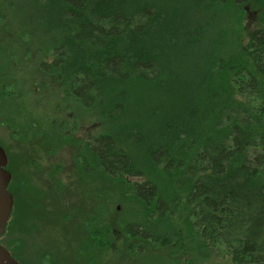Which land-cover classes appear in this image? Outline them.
Listing matches in <instances>:
<instances>
[{
	"label": "trees",
	"instance_id": "1",
	"mask_svg": "<svg viewBox=\"0 0 264 264\" xmlns=\"http://www.w3.org/2000/svg\"><path fill=\"white\" fill-rule=\"evenodd\" d=\"M20 1L37 11L38 39L22 32L14 51H3L10 75L0 57V100L42 78L107 126L66 144L57 121L47 131L32 128L22 122L27 115L11 116L17 101H3L0 118L1 109L8 116L0 124L27 126L25 141L50 139L35 157L66 149L61 142L73 147L80 182L75 207L49 214L33 201L49 191L29 181L19 189L13 170L18 197L0 236L10 239L11 255L23 264L18 250L41 222L62 235L22 251L39 262L50 242H61L59 250L79 261L121 243L129 255L150 247L197 264H264V0H184L193 10L188 20L178 0ZM227 5L234 9L225 19L219 10ZM21 56L37 57L21 63ZM60 164L48 178L64 170ZM55 192L61 196L57 183Z\"/></svg>",
	"mask_w": 264,
	"mask_h": 264
},
{
	"label": "rangeland",
	"instance_id": "2",
	"mask_svg": "<svg viewBox=\"0 0 264 264\" xmlns=\"http://www.w3.org/2000/svg\"><path fill=\"white\" fill-rule=\"evenodd\" d=\"M178 3L184 20H188L193 13L192 7L187 5L186 1L184 0H178ZM223 7L225 8L223 10H219V13H221L222 17L228 19L234 8L230 5ZM36 13L37 11L26 2H22L20 0H0V47L7 45L4 50L0 51V57L4 60L2 65L7 70L8 75H10V64L4 59V56L7 53H3V51H14L13 42L16 44L21 42L22 32H29L33 35L34 40L38 39L37 31L34 25ZM212 22L217 23L218 19L214 18ZM232 29L234 30L233 25ZM35 43L38 44V42ZM37 44H35V46ZM36 57L34 59H36ZM38 57L40 56L38 55ZM19 58H22L21 63L28 61L32 62L34 60L32 57L26 58L21 56ZM49 60L50 57L44 55L42 61ZM30 66L33 67V63H30ZM26 80L27 78L25 81ZM25 81L22 82L24 83ZM37 81L38 80L32 84H29L27 87L23 86V90L21 92L18 91L15 96L6 100H0V108H2L4 105L3 101H10V103L17 101L14 105H18L19 108L16 109L11 116H14L15 120L18 121L19 118H23V116L27 115V117H25L22 122H24L25 125L28 124L35 129L41 127L47 131L49 128L53 127L52 122L57 121L54 123V126L57 130H59L60 127H63L64 132L68 131L65 133V138L67 141L66 144H71L74 139H83V137L86 138L91 135V133L96 132L97 128L107 126L104 121L97 117L96 112L89 113L88 111L84 112L77 109L75 106L65 101L61 92L57 88L51 85L46 86V84L42 82L44 81L42 78L38 82ZM18 88H21L20 84L18 85ZM48 90H51L52 92ZM63 105H66L64 109H62ZM60 106L61 108H55ZM1 111L2 114L0 122H4V119L8 116V111L5 109H1ZM48 123L51 125H48ZM59 123L61 126L58 125ZM25 125L20 123L18 125L19 128L17 127L15 129L10 128L5 124H0V146L4 149L8 158L7 170L11 173L12 179L10 180V192L12 193L13 199L15 200L14 195L18 197V192L16 191L15 184L13 183L14 177L12 173L13 170H15L17 178L23 173L27 179V182H31L30 186L32 184L43 192L49 191L46 204L40 202L42 206L45 205V207L50 210L49 214H56V212L60 210L68 211L70 208H74L77 204V201H79L80 194L78 189L80 188V182L77 179L76 168L73 164V147L70 145L65 146V143L61 142L62 146L66 147V149L57 152L50 158L35 157L39 156L40 153L42 154L43 151H48V149H46L43 145V139L48 144H51V141L47 135H41V137H38L37 139L31 138L30 141H25V138L23 137L27 130V126L25 127ZM36 158L41 164L39 167L36 162ZM34 159L35 165L33 166ZM28 163H30V165H28ZM60 163H63L65 166L64 170L62 172L61 170H56L55 172L53 171L55 173V176H53L54 178H48V175L52 172L51 166L57 164L61 165ZM55 183H57L59 187L62 188V197L58 196V198H55L56 192L55 194H50V190L54 189ZM34 200L35 198L33 197V201ZM111 203H113V198ZM115 206L116 203L113 207ZM118 209L119 207L117 206V210ZM130 211L131 210H129V212ZM42 214L46 215L45 212H42ZM40 215L41 214L39 212V216ZM124 216L125 221L130 220V218H127L128 215ZM47 219L54 222L56 218H54L53 215H48ZM109 222L114 226L115 221H113L112 218L109 219ZM47 226H49L47 229L46 225L45 227H41L38 235L35 238L32 237L30 239L31 242L25 241V245L20 247L21 249L18 250V254L23 260V264L26 262H29V264H77V262L80 263L87 260L91 261L89 264H197L193 257L188 258L191 261L177 256H170L168 259L167 256L170 254V250L157 251L150 247V250H142L129 255L126 253L127 250H121V243L115 245V249H110L109 252L97 250L96 255L93 252V249H90L92 252H88L87 258L82 256L81 261L76 259L77 254L73 250L71 252L59 250L61 247V242L58 244L55 242H52L53 244H51L50 242L46 248L48 255L44 257L41 262L38 261V256H36V254L27 253L23 256L25 252L22 251L30 252L32 247L31 245L33 243H39L41 246H43L49 237L54 234L52 228L55 229L56 225L51 226L48 223ZM7 232L9 233V231ZM113 234H117V239L122 240L123 237L119 227H114ZM61 235L53 236L61 238ZM6 237H8V234H6ZM71 238L74 239L75 237L72 236ZM9 240L4 239V237H0V244L9 245ZM135 243L139 245L142 244L141 242L137 241ZM115 251L117 252L114 253ZM85 264H88V261Z\"/></svg>",
	"mask_w": 264,
	"mask_h": 264
},
{
	"label": "water",
	"instance_id": "3",
	"mask_svg": "<svg viewBox=\"0 0 264 264\" xmlns=\"http://www.w3.org/2000/svg\"><path fill=\"white\" fill-rule=\"evenodd\" d=\"M8 158L0 146V236L3 235L13 208V196L8 189L11 173L7 170ZM0 264H19L10 251L0 244Z\"/></svg>",
	"mask_w": 264,
	"mask_h": 264
},
{
	"label": "flooded vegetation",
	"instance_id": "4",
	"mask_svg": "<svg viewBox=\"0 0 264 264\" xmlns=\"http://www.w3.org/2000/svg\"><path fill=\"white\" fill-rule=\"evenodd\" d=\"M34 162H35V159H34ZM36 162H37V164H38V162H39L37 158H36ZM22 176H24L23 173H22L21 176H19L20 179H19V177H18V178H15V182H16L17 187H18L19 189H21V187H22V186H21V183H22L23 181L27 182V179H26V178L23 179ZM33 194L35 195V192H34ZM34 198H35V197H34ZM47 200H48V198H47L46 193H43L40 197L35 198V201H41V202H43V203H46ZM13 203H14V199H13ZM20 214H21V211H20ZM18 215H19V210H18L17 217H18ZM33 220H34L35 224L38 223L37 220H36L35 218H33ZM17 223H18V221H17ZM39 225H40V227H45V223H44V226H42L43 223L41 224V222H39ZM19 264H20V263H19Z\"/></svg>",
	"mask_w": 264,
	"mask_h": 264
}]
</instances>
